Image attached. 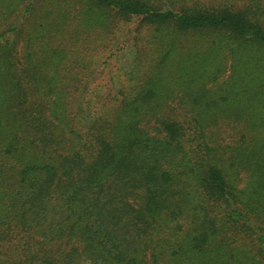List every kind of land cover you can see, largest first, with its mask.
Here are the masks:
<instances>
[{
  "label": "trees",
  "instance_id": "1",
  "mask_svg": "<svg viewBox=\"0 0 264 264\" xmlns=\"http://www.w3.org/2000/svg\"><path fill=\"white\" fill-rule=\"evenodd\" d=\"M0 264H264V0H0Z\"/></svg>",
  "mask_w": 264,
  "mask_h": 264
}]
</instances>
